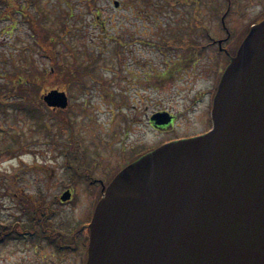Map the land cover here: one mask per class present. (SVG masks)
Here are the masks:
<instances>
[{
	"label": "water",
	"instance_id": "1",
	"mask_svg": "<svg viewBox=\"0 0 264 264\" xmlns=\"http://www.w3.org/2000/svg\"><path fill=\"white\" fill-rule=\"evenodd\" d=\"M42 99L66 105L56 89ZM210 120L114 174L87 224L84 264H264V16L221 72Z\"/></svg>",
	"mask_w": 264,
	"mask_h": 264
},
{
	"label": "rangeland",
	"instance_id": "2",
	"mask_svg": "<svg viewBox=\"0 0 264 264\" xmlns=\"http://www.w3.org/2000/svg\"><path fill=\"white\" fill-rule=\"evenodd\" d=\"M17 1L24 8L23 18H28L30 23L32 19H39L47 30L63 33L65 41L57 42L53 47V64L56 67L65 59L73 62V57L67 53L71 49L78 52L76 62L83 64L98 52L112 53L115 50L113 37L116 36H149L154 39L158 34H187L176 27L175 21H181L184 27V21L191 20L192 7L182 4V0H173V3L166 0H115L118 2L115 7L114 0H90L93 2L91 7L87 6V0ZM223 7V0H200L196 6L199 21L205 22L208 30L215 34L220 33L216 11ZM3 8L0 4V85L6 83V76L15 70L26 69V72L28 66L25 67L24 63L27 60L37 69L36 74L42 70L48 72L52 52L48 54L34 44L30 23L22 22V16L19 17L17 13H10V17H7L8 13L1 11ZM261 12L264 14V0H232L225 21L233 33ZM153 20L159 21L161 28H157ZM95 74L107 78L110 72L97 66ZM34 83L40 87L37 94L42 102V96L49 91L52 81L47 77ZM110 89L113 91V88ZM70 93L71 102L79 107L73 105L66 113L70 127L68 125L60 132L59 122L48 117L47 108H44L46 111L43 114H39L43 111L42 106L37 113L34 110L38 116L36 119L11 104L4 109L0 105V222L25 221L29 215L25 200L28 198L43 202L44 207L50 209L52 225L64 233L68 234L88 219L92 205L88 190L81 179L70 180L71 170L65 167L63 152L70 149L76 153L78 161L83 159L80 151L92 158V151L101 148L98 134L109 128L107 123L112 122L111 107L102 102L97 93L90 91L88 104L80 108L85 93L75 88H71ZM122 112L133 111L124 109ZM38 119L47 121L48 128L46 124L37 126ZM65 119L61 121L63 127L69 123H65ZM68 136L76 139L73 145L67 142ZM68 157V162L73 163L71 153ZM66 185L72 189L73 201L60 203L58 196ZM40 231L35 233L39 234ZM80 255L81 248L59 255L45 239L40 241L37 237L0 242V264H79Z\"/></svg>",
	"mask_w": 264,
	"mask_h": 264
},
{
	"label": "flooded vegetation",
	"instance_id": "3",
	"mask_svg": "<svg viewBox=\"0 0 264 264\" xmlns=\"http://www.w3.org/2000/svg\"><path fill=\"white\" fill-rule=\"evenodd\" d=\"M182 1L185 5L200 2ZM231 2L225 0L224 9L216 19L220 33L207 30L205 22L192 16L190 21H184V27L181 21H175L176 27L187 34H158L154 39L149 36L113 37L115 50L112 53L98 52L95 57H88L85 64L78 63L80 74L74 78L75 83L72 82V60L65 59L56 67L53 64L55 56L50 55L52 62L48 77L52 84L49 90L63 91L66 105L47 108L52 112L65 110L64 121L69 123L63 129L70 127L66 113L73 105L78 106L70 100L71 88L85 93L80 108L88 104L90 91L97 93L102 102L111 107L112 122H108L109 128L103 129L97 137L100 150H93L92 158L80 151L83 159L73 165L67 161L66 165L70 170L77 165L85 173L81 180L88 190L92 209L102 188L118 170L135 158L164 142L194 138L210 129V109L220 74L246 33V26L256 22L253 20L258 14L232 33L225 21ZM15 13L29 25L28 18H23L22 5ZM67 53L70 55V51ZM97 66L110 72L107 78L96 76ZM61 70H64L63 74L59 73ZM124 109L133 112L123 113ZM75 140L68 136L67 142L72 144ZM70 191L72 197V189ZM89 219L90 216L81 226L77 225V231L83 226L87 231ZM79 248L82 254L84 245L80 241L76 244V251Z\"/></svg>",
	"mask_w": 264,
	"mask_h": 264
},
{
	"label": "trees",
	"instance_id": "4",
	"mask_svg": "<svg viewBox=\"0 0 264 264\" xmlns=\"http://www.w3.org/2000/svg\"><path fill=\"white\" fill-rule=\"evenodd\" d=\"M167 2L173 3V0H166ZM177 1V0H176ZM87 6L91 7L90 0H87ZM20 1L17 0H0V4L4 6L2 12L8 13L7 17H10V13H15L17 9L21 6ZM199 4V3H198ZM223 4H225V0L223 1ZM197 5H192L190 9V16L189 18L192 19V16H196L198 18V12L196 9ZM224 9V8H223ZM223 9L217 8L216 11V19H218L219 14ZM264 14L261 12L258 13L254 20L260 19L263 17ZM39 18V16H38ZM41 18V17H40ZM196 18V19H197ZM156 22L157 28L160 27L159 21H152ZM144 23V22H143ZM249 25V24H248ZM248 25L246 26L245 30L247 29ZM161 28V27H160ZM30 29L32 30V35L34 36V44H36L40 49H43L46 53L50 54L52 52L53 54V47L57 42L64 41V36H62L63 33H55L51 31L50 29L47 30L45 26L40 24V20H33L30 23ZM209 29L208 27L206 28ZM64 43V42H63ZM70 54L73 57L72 62V82L75 83L74 78L79 76V66L77 61L78 52L74 51V49L70 50ZM51 61V60H50ZM24 65L27 67V71L24 72V69L15 70L14 73L8 74L6 76V83H3L0 85V105L1 108L4 109L5 106H9L10 104L22 111H26L32 118L37 119L38 116H36V113L38 109L43 107V111L39 114H43L44 108H47L39 98V95L37 94V91H39L40 87L39 85H36L34 82L37 79H40V82L42 79H46L48 75L50 74V71L47 72L41 71L36 74L37 69L34 68L33 65H31L30 60L25 61ZM51 65V64H50ZM50 68V67H49ZM64 70H61L59 73L63 74ZM31 82V84L28 85V83ZM39 88H38V87ZM7 97V99L12 98L13 100H6L4 99ZM48 109V108H47ZM34 110L36 113H34ZM49 112V118H55L57 122H59L58 126V132H60V129L62 130L63 123L61 122L62 119H65V115L63 114V110L59 109L57 111H50ZM47 121L38 119L37 126H44ZM48 128V125H47ZM47 128L45 130H47ZM48 133V130L46 131ZM71 153L72 157L74 158V162L70 165L76 164L78 159L76 158L75 152L68 150L64 151V160L66 161L65 167L67 165V157L68 154ZM69 158V157H68ZM70 167V166H69ZM71 175L70 180L73 181L74 179H83L85 177V173L81 170H79V167L76 165L71 167ZM70 185H66L65 188L69 187ZM29 197V196H28ZM98 195L96 196L95 200L97 199ZM28 203L27 210L29 212V215L27 219L23 222L20 221H13L11 223H2L0 222V242L9 241L13 239H19L21 237L25 238H33V236H36L38 240L46 239L48 245H50L57 254H62L65 251H73L76 249V244L78 241L82 242L84 247L86 246L87 241V231L85 227L83 226V229H79L78 226L74 227L72 231H70L68 234L64 233L60 229L54 227L50 221V212L47 208H45V204L39 201H34L32 199H25ZM73 201V199L71 200ZM41 230L39 234H36L35 232ZM83 230V231H82ZM85 258V254L83 255V259Z\"/></svg>",
	"mask_w": 264,
	"mask_h": 264
}]
</instances>
